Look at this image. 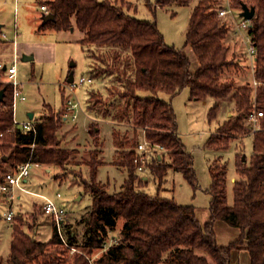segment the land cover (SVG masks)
Segmentation results:
<instances>
[{"label": "trees", "instance_id": "trees-1", "mask_svg": "<svg viewBox=\"0 0 264 264\" xmlns=\"http://www.w3.org/2000/svg\"><path fill=\"white\" fill-rule=\"evenodd\" d=\"M179 1L183 0H155L153 7H166ZM44 3L53 18L43 22L40 29L77 28L84 34L78 41L81 46L105 49L96 55L100 65L89 77L114 76L120 90H112L110 94L122 102L111 104L110 110L107 102L111 103V99L103 101L92 93L87 109L103 118L125 120L132 128L141 129L148 141L165 149L161 160L152 158L147 166L159 187L169 169L181 173L193 189L198 186L193 158L178 136L174 109L169 101L185 88L192 100L213 101L207 113L208 122L215 119L219 101L232 96L235 104V117L220 124L207 138L204 148L226 151L230 139L251 137L253 152L249 161L246 158L242 161V155L236 157L237 180L233 184L231 206L227 202L226 164L217 159L210 163L207 190L210 215L206 222H200L195 207L180 205L172 198L151 196L143 190L147 181L136 174L133 162L137 134L126 153H119L123 141H115L117 154L123 155L117 164L125 167L128 175L118 191L108 193L96 182L101 165L100 152L96 149L97 130L93 133L95 148L89 153L90 183L84 184L92 202L80 240L76 232L67 229L68 224L63 225L67 245L76 251L70 254L67 247L61 251L63 244L55 226L48 241H39L27 234L18 220L19 225L12 226L5 264H90L89 256L96 250L101 251L94 260L96 264H231L232 252L242 248L248 252L249 264H264V0H236L234 3L238 9L243 3L254 8L249 28L256 50L253 80L261 83L236 90L232 82L220 79L233 61L228 58V48L223 44L228 38V29L221 24L213 0L199 1L190 12L184 45L196 59L195 68L186 53L165 43L155 21L130 15L111 0H49ZM3 71L0 67V75ZM2 89L0 180L8 168H17L27 161L58 167L69 163L74 151L61 148L58 139L64 123V93L59 114L46 107L44 118L34 122L35 132H32L13 126L12 87L0 81ZM163 94L169 99H163ZM253 109L262 111L263 116L259 128L250 134L246 117ZM165 156L169 163L164 161ZM119 220L122 223L118 236L109 239L106 247L107 238L118 228ZM216 221L238 229L239 237L227 246H219L214 232Z\"/></svg>", "mask_w": 264, "mask_h": 264}, {"label": "rangeland", "instance_id": "rangeland-1", "mask_svg": "<svg viewBox=\"0 0 264 264\" xmlns=\"http://www.w3.org/2000/svg\"><path fill=\"white\" fill-rule=\"evenodd\" d=\"M13 1L0 0V25L2 26L0 33L5 35V39L0 37V65L3 63L9 67L13 63L16 64L17 80L21 84V91L25 100L23 102L17 101L15 117L19 122L26 121L27 118H21L26 116L29 109L35 113V118H37L44 103L42 119L47 112L46 107H49L53 113L59 114L62 88L69 75L72 74L76 81L80 77H89V73L100 65L96 55L105 49L81 46L78 41L84 34L77 28L67 31H57L50 28L40 29L45 16L40 10V4L49 0H17L15 10ZM111 1L116 5H121L130 15L139 19L155 21L165 43L186 53L191 59L192 67L195 68L196 59L184 43L190 12L201 0H183L166 7L157 6L155 8L153 7L155 0ZM235 1L213 0V8L218 12V9L223 6L226 7L228 4L230 7L238 9L234 5ZM14 19L17 25L16 37L13 30ZM14 37L15 44L18 43L19 46L18 57L12 51L11 41ZM223 44L228 48V58L233 63L223 71L220 77L221 81L232 82L234 90L245 85H252L254 64L246 59L249 43H245L240 35L237 37L228 35ZM32 54L34 55L32 60H23L24 56H31ZM3 72L4 74L0 75L1 82L6 81L5 71ZM113 78L114 76L111 75L103 79H92L90 83L78 87L74 92L75 101L79 104L77 118L65 120L61 131L66 136L63 135L60 139L58 138L61 148L72 150L71 148L75 147V144L80 147L77 149L78 155L71 158L73 161L64 164L62 167L44 164L38 167L32 166L27 183H23L29 192L20 190L15 192V198L12 202L14 213L12 222L5 220L4 212L9 205L5 200L0 199L1 264H5L9 255L12 226H18V220H21L19 226L35 239L41 241L50 239L53 223L50 218L42 214L43 199L41 195L67 210L68 215L65 220V223L68 224L67 229L76 232L80 240L84 220L92 202L91 194L84 188V184L90 183L89 153L93 151V133L95 131L98 130L96 149L101 153L98 155L101 165L98 167L96 182L103 185L108 193H114L120 189L127 178V169L118 165L119 163L117 164L123 158V155H119V153L129 151V143L135 134H137V141L139 142L143 136L142 130L132 128L131 124L125 120L117 121L111 118H103L94 111L89 112L87 109L91 103L90 95L92 93L98 95L103 101L111 99V103L107 102L110 110L113 108H111V104L117 105L122 102V99L113 98L110 94L112 90H120V86H117L118 84ZM162 97L165 100L169 99L164 94ZM169 101L174 109L178 136L193 158V168L198 186L193 189L181 173L172 172V169L167 170L160 187L148 169L142 174L139 173L138 176H147V183L143 188L147 194L172 198L180 205H191L196 209L197 219L200 222H206L210 215V195L207 193L210 186L209 164L215 159L219 160L221 164H226L228 171L227 202L231 206L233 203V184L237 177L235 160L239 155H244L249 161L253 152L252 139L251 137H246L243 140L230 139L229 148L226 151L217 152L204 148V143L210 134L214 133L220 124L235 117L236 109L232 96L223 100V104H219L218 113L211 122H208L207 113L213 105V101L209 99L192 100L187 88L181 90ZM94 126L96 127L94 128ZM115 141H123L122 149L120 152L118 151V154L114 152ZM100 148L103 150V154ZM163 155L165 153H162ZM219 156L221 157L219 158ZM164 161L170 162L167 156H165ZM49 167L51 170L46 172L45 168ZM121 223L122 221L119 220L118 228L110 232L106 247L110 244L109 239L118 236ZM214 232L219 246L229 245L240 235L238 229L223 221L214 223ZM64 249L65 246H62L61 251ZM69 253L74 252L69 251ZM100 254L101 251L96 250L89 257L94 261ZM57 258L58 256L54 259L57 260ZM247 258V253L236 255L235 259H231V264H235V261L237 264H248ZM34 264H41V262Z\"/></svg>", "mask_w": 264, "mask_h": 264}, {"label": "built area", "instance_id": "built-area-1", "mask_svg": "<svg viewBox=\"0 0 264 264\" xmlns=\"http://www.w3.org/2000/svg\"><path fill=\"white\" fill-rule=\"evenodd\" d=\"M40 10L43 11L45 14L48 13V10L45 5H41ZM240 11L241 9H234L228 4H226V7L223 6L218 9L217 16L220 19L221 24L227 27L229 36L237 37L240 35L245 41V43H249V46L247 48L248 53L246 59L251 64H254L256 50L251 43V37L249 35L250 20L244 19L243 17L239 16ZM13 30L14 36L16 37L17 25L15 21L13 23ZM0 37L5 39V35L3 33H0ZM15 37L12 40L13 44H15ZM5 75L6 82L9 83L12 87L11 109L13 126L20 128L24 131L35 132V125L32 120L27 119L26 121L19 122L15 117L17 101L25 100V97L21 91V84L17 80V68L15 63L10 65L9 67L6 66ZM91 81L92 79L90 77H80L77 81L73 79L71 82H65V85L62 88V92L64 93L65 99L62 112L64 120H66L67 118L75 120L77 118V109L79 108V104L75 101V98L73 96L74 92L78 87L86 83H90ZM260 84V82L252 80V85L254 87ZM262 116L263 112L255 109L248 113L246 117V124L250 130V134H253L259 128L260 119L262 118ZM162 153H165V149L159 144H154L148 141L143 134L142 139L137 143L135 147V155L133 159V162L136 166L135 172L138 175L142 174L145 170H147V166L151 162V159L156 158L157 156H161ZM39 165L40 164L38 163H32L30 161H27L24 164L18 166L17 168H8L7 171L1 175L0 199L5 200L9 205L7 207V210L4 212V218L6 221L12 222V220L14 219L12 202L15 198V192L17 190H20L22 192H29L27 189H25L23 183H25V180L30 175V168L32 166L38 167ZM34 195L37 196V194ZM41 198L43 199L41 206L42 214L45 217L50 218L51 222L53 223V226H55L56 228L57 234L63 246L69 248L63 230V225L65 224V220L68 215L67 210L64 207L57 205L53 200L45 196L41 195ZM69 249L72 252L76 251V249L72 247ZM88 261L90 264H96L94 263V261L91 260V258H89Z\"/></svg>", "mask_w": 264, "mask_h": 264}, {"label": "crops", "instance_id": "crops-1", "mask_svg": "<svg viewBox=\"0 0 264 264\" xmlns=\"http://www.w3.org/2000/svg\"><path fill=\"white\" fill-rule=\"evenodd\" d=\"M14 2V6H13V8H14V10L16 9V2H17V0H14L13 1ZM41 5H45L44 3H41L40 4V6ZM46 6V5H45ZM47 8V7H46ZM43 12V11H42ZM44 13V12H43ZM45 14V13H44ZM14 21L16 22V20L14 19ZM1 22V21H0ZM1 28H2V26L0 27V32H1ZM74 29V28H73ZM72 29V30H73ZM227 40V39H226ZM225 40V41H226ZM11 44H12V51H13V53L18 57V54H19V46H18V43L17 44H13L12 43V41H11ZM189 48V47H188ZM190 49V48H189ZM191 50V49H190ZM28 53V52H27ZM31 56H34L33 54L31 55ZM34 58V57H33ZM16 60V59H15ZM17 60H18V58H17ZM3 66H6V65H3V63H1V65H0V67H2L3 68ZM253 80V79H252ZM23 102V101H22ZM219 103L220 104H223V100L222 101H219ZM44 105H45V103L44 104H42V108H41V111H40V113H39V116L37 117V118H35V113L34 112H32L31 110H29L28 109V111H27V113H26V116L25 117H23V118H21V119H30V120H32L33 122H38V121H41L42 120V116H43V109H44ZM47 105H49V104H47ZM61 107H62V102H61V106H60V108L58 109V110H60L61 109ZM52 108V107H51ZM57 111V110H56ZM29 113H32V118H29V116H28V114ZM91 118V117H90ZM91 120H92V118H91ZM64 122H65V120H64ZM93 124V123H92ZM64 125V124H63ZM62 125V126H63ZM62 127H61V129H60V131L58 132V138L60 139L61 137H63V135H64V137L66 136V134H64L62 131ZM98 145V144H97ZM95 147V146H94ZM93 147V148H94ZM71 148V147H70ZM73 151H74V153L72 154V156H71V158H73V157H76L77 155H78V150L77 149H80V147L77 145V144H75V147H72L71 148ZM101 149V148H100ZM101 152H102V154H103V150L101 149ZM114 152L117 154V148L115 147L114 148ZM101 154V153H100ZM157 158L159 159V160H161L163 157H162V155L161 156H157ZM73 161V159L71 160L70 159V161H69V163H71ZM114 162V161H113ZM210 165V164H209ZM41 166H43V165H41ZM54 167V166H53ZM55 167H58V166H55ZM51 170V168L49 167V168H45V171L46 172H49ZM169 170H171V169H169ZM172 172H174V171H172ZM142 178H143V180H145V181H147V176H142ZM237 180V178L234 180V181H236ZM26 183H27V179H26V181H25ZM63 207V206H62ZM39 240V239H38ZM39 241H41V240H39ZM247 253V256H248V258H247V263L249 264V255H248V252L245 250V249H240V250H237V251H233L232 252V255H231V259L233 258V259H235V257H236V255H239V254H246ZM244 257V256H243ZM235 264H237V261H235Z\"/></svg>", "mask_w": 264, "mask_h": 264}, {"label": "water", "instance_id": "water-1", "mask_svg": "<svg viewBox=\"0 0 264 264\" xmlns=\"http://www.w3.org/2000/svg\"><path fill=\"white\" fill-rule=\"evenodd\" d=\"M239 16L243 17L244 19L251 20L252 17L254 16V8H253V7H249L248 5H246V4H244V3L241 4V11H240V13H239ZM52 18H53V15L47 13V14H45V16H44V22H45L46 20H50V19H52ZM0 27H1V25H0ZM72 29H73V28H71V30H72ZM32 59H33V56H24V58H23L24 61H30V60H32ZM2 69L5 71L6 66H3ZM72 80H73V77H72V74H71V75H69V77L67 78V82H71ZM3 95H4V90L2 89V90H0V101H1L2 98H3ZM28 116H29V118H32V113H29ZM241 160L244 161V160H245V157L242 156ZM25 181H26V180H25Z\"/></svg>", "mask_w": 264, "mask_h": 264}]
</instances>
